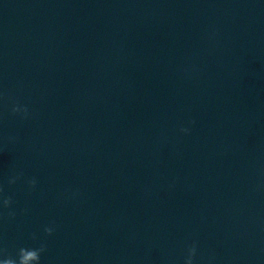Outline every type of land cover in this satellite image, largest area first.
Wrapping results in <instances>:
<instances>
[{
  "label": "water",
  "instance_id": "obj_1",
  "mask_svg": "<svg viewBox=\"0 0 264 264\" xmlns=\"http://www.w3.org/2000/svg\"><path fill=\"white\" fill-rule=\"evenodd\" d=\"M40 244L264 264V0H0V250Z\"/></svg>",
  "mask_w": 264,
  "mask_h": 264
},
{
  "label": "clouds",
  "instance_id": "obj_2",
  "mask_svg": "<svg viewBox=\"0 0 264 264\" xmlns=\"http://www.w3.org/2000/svg\"><path fill=\"white\" fill-rule=\"evenodd\" d=\"M21 109L17 106L13 108V112H20ZM25 113H27V109H23ZM181 131L187 133L189 130L187 128H182ZM13 183L15 181H12ZM32 184H35V181H32ZM11 204V199L4 200V206L8 207ZM45 233L51 235L53 233V229L51 227H46L44 229ZM33 239H36L33 236ZM46 251V247L44 244H40L39 247H20L16 255L13 257L12 255L6 254V249L0 250V256H3L0 259V264H41V256ZM196 255V247L193 245L188 249V258L185 261V264H193V258Z\"/></svg>",
  "mask_w": 264,
  "mask_h": 264
}]
</instances>
